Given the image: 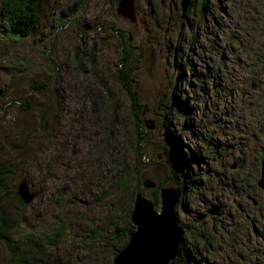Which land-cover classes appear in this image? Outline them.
<instances>
[{
    "label": "rangeland",
    "instance_id": "374dc122",
    "mask_svg": "<svg viewBox=\"0 0 264 264\" xmlns=\"http://www.w3.org/2000/svg\"><path fill=\"white\" fill-rule=\"evenodd\" d=\"M184 1L34 0L22 37L0 9L4 212L14 240L63 226L16 257L113 264L137 193L170 186V264H264V0Z\"/></svg>",
    "mask_w": 264,
    "mask_h": 264
},
{
    "label": "water",
    "instance_id": "95a60500",
    "mask_svg": "<svg viewBox=\"0 0 264 264\" xmlns=\"http://www.w3.org/2000/svg\"><path fill=\"white\" fill-rule=\"evenodd\" d=\"M188 2L185 0L182 3L183 9H186ZM120 10L122 14L130 16L133 8L123 1ZM19 185V193L28 203L36 193L30 191L25 180ZM144 185L155 187L151 182H145ZM160 198L161 209L158 210L151 198L137 193L131 213L135 230L114 257L113 264H170L180 255L181 232L175 221V207L179 199L170 186L161 188Z\"/></svg>",
    "mask_w": 264,
    "mask_h": 264
},
{
    "label": "trees",
    "instance_id": "16d2710c",
    "mask_svg": "<svg viewBox=\"0 0 264 264\" xmlns=\"http://www.w3.org/2000/svg\"><path fill=\"white\" fill-rule=\"evenodd\" d=\"M0 9L4 12L7 21L6 32L9 36H25V34L30 31V29H27L33 27V24L36 21L35 19H32L36 10L34 0H0ZM29 19H31V23L29 22ZM58 70L60 71V69ZM36 88H40V85L36 86ZM134 99L136 101L135 95ZM23 106L25 107V109L28 108L27 103L23 104ZM137 142L139 143L138 140ZM3 168L4 167L0 166V250L5 249L7 253V262L2 264H16V261H18V264H29V256L26 253H22L18 257H16L17 251L21 250L23 246L33 247L32 249H40L44 246H57L60 241V236L62 234L61 228L63 226L53 229L51 234L39 233L35 235L29 232L25 236L14 240L12 234L15 232L14 229L17 225V221L13 217L7 216V214L4 212L5 209L2 204V193L6 191ZM127 175L125 176L124 180H126ZM122 183L124 184L125 181L120 182V184ZM133 196H135V193ZM133 230L134 226L128 223L124 231H118L111 237V239L114 242L119 237L127 238ZM101 235L102 234H100L99 236ZM118 235L119 237H117ZM112 247L115 246L113 245Z\"/></svg>",
    "mask_w": 264,
    "mask_h": 264
},
{
    "label": "flooded vegetation",
    "instance_id": "af4514ba",
    "mask_svg": "<svg viewBox=\"0 0 264 264\" xmlns=\"http://www.w3.org/2000/svg\"><path fill=\"white\" fill-rule=\"evenodd\" d=\"M128 2H130L131 3V0H128ZM133 5H134V0H133V3H132ZM136 4H137V0H135V6H134V9H135V11H136ZM101 10H103L104 12H106L107 10H108V8L107 7H104L103 9H101ZM64 15H66L65 13H64ZM132 15V14H131ZM133 16H135V14L133 15ZM79 18H81L82 19V21L83 22H87L86 21V19L82 16V17H78L77 18V22H78V19ZM134 18V17H133ZM132 18V19H133ZM121 29H119L118 31H120ZM122 34H124V33H122ZM125 44H126V41H125Z\"/></svg>",
    "mask_w": 264,
    "mask_h": 264
},
{
    "label": "bare ground",
    "instance_id": "6f19581e",
    "mask_svg": "<svg viewBox=\"0 0 264 264\" xmlns=\"http://www.w3.org/2000/svg\"><path fill=\"white\" fill-rule=\"evenodd\" d=\"M190 3V2H189ZM134 6V5H133ZM183 11V10H182ZM207 51V50H206ZM263 106V105H262ZM249 109V108H248ZM260 116V115H259ZM154 127V126H153ZM240 219V218H239ZM180 257V256H179ZM178 259V258H177ZM176 261V260H175Z\"/></svg>",
    "mask_w": 264,
    "mask_h": 264
}]
</instances>
